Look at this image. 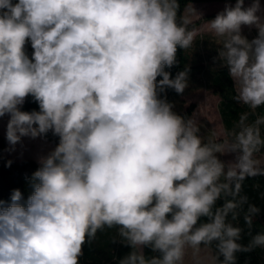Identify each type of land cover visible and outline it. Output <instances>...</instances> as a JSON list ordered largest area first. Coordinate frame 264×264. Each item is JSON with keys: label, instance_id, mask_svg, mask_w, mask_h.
I'll return each instance as SVG.
<instances>
[{"label": "clouds", "instance_id": "9594fccd", "mask_svg": "<svg viewBox=\"0 0 264 264\" xmlns=\"http://www.w3.org/2000/svg\"><path fill=\"white\" fill-rule=\"evenodd\" d=\"M178 0H0V117L6 137L53 131L59 144L34 173L22 202L0 200V264H78L86 236L119 225L133 248L151 246L162 258L133 251L120 264H177L186 246L218 241L223 264L264 246V235L243 247L241 229L226 223L238 207L241 181L264 174L253 154L264 145L258 125L236 133V143L203 144L193 120L172 111L158 92L182 94L187 70L170 78L177 49L192 44ZM261 0H236L210 22L224 37L219 57L236 81L238 99L264 105V15ZM242 26L254 27L249 41ZM30 42L31 59L26 54ZM162 77V79H158ZM31 96L39 111H22ZM247 119L241 116L243 125ZM239 154L225 171L215 153ZM224 177L223 183L220 182ZM235 181L234 188L231 183ZM246 197H241L240 204ZM259 209L249 206L245 221ZM201 217L209 222L197 227ZM235 218V214L233 215Z\"/></svg>", "mask_w": 264, "mask_h": 264}, {"label": "trees", "instance_id": "16d2710c", "mask_svg": "<svg viewBox=\"0 0 264 264\" xmlns=\"http://www.w3.org/2000/svg\"><path fill=\"white\" fill-rule=\"evenodd\" d=\"M216 1H233L236 0H178L179 9L177 12V23L182 22L183 12L189 3H206ZM246 1V0H245ZM197 26V22H190L187 25V30L192 31ZM215 41H209L207 35H200L195 37L189 48H179L176 53V64L170 68L165 69L170 72V78L174 79L176 75L187 70V87L182 94L177 93L172 88H166L163 92H158L159 98L166 100L172 105V111L184 118L187 122L191 118V114L195 108L193 104L187 108H183L182 98L197 90L206 89L216 95L218 101V111L223 123L225 138L231 143H236V133L241 131L245 126L255 125L257 119L264 117V105L256 109H252L250 105L244 104L238 99L239 93L237 91L236 83L229 74L227 65L221 64L218 61L216 66H213L210 71L205 68L204 60L209 63L214 61L213 55L210 51L217 50ZM32 48L30 42L26 45V54L31 59ZM204 75V81L199 76ZM208 74V76L206 75ZM162 79V77H158ZM22 111H39V105L29 96L25 103L20 106ZM246 115L247 119L242 125L240 123L241 116ZM199 128V135L202 138L203 144L217 143L222 144L223 140L215 139L211 132L204 129L202 125ZM260 129L261 139H264V124L258 125ZM40 136L49 140L54 144L51 153L59 144V136L55 135L53 131L49 130ZM212 137L211 140H207ZM6 147V140L0 133V200L5 202V205L11 203V196L14 190H20L22 202H26L28 197L34 191V184L38 181L33 180L34 173L42 167V162L34 159L23 158L14 160L4 156L3 152ZM264 153V145L260 146L259 151L253 155ZM220 160V153H217ZM221 161V160H220ZM222 162V161H221ZM260 169L264 170L261 166ZM225 171L227 167L225 166ZM220 182L223 183L222 176ZM235 181L230 185L234 188ZM241 197H246L245 203L240 204ZM234 200L238 207L234 212H230L226 218V223H230L233 227L241 229L240 239L237 243L243 247H247L253 241L254 237L264 235V174L255 177H246L241 181V191L235 197L221 193V197L216 201L213 207V212L217 208H222L223 205L229 201ZM249 206H255L259 209L258 213L252 215V223L249 225L245 221V216L249 215ZM235 214V218L233 215ZM209 222L207 217H201L198 221L197 227L202 223ZM121 229L119 225L108 227L104 225L98 229L93 237L86 236L85 243L82 245V255L79 257L78 264H120L133 251L142 252L146 259L150 260L153 257L162 258L161 253L152 251L151 246H141L133 248L129 242L120 234ZM218 241H213L209 245L201 244L209 248L216 264H223V256L219 253L217 248ZM234 264H264V246H254L249 251H238L234 254Z\"/></svg>", "mask_w": 264, "mask_h": 264}, {"label": "rangeland", "instance_id": "374dc122", "mask_svg": "<svg viewBox=\"0 0 264 264\" xmlns=\"http://www.w3.org/2000/svg\"><path fill=\"white\" fill-rule=\"evenodd\" d=\"M226 6H235L233 1H216V2H206V3H189L184 12L183 17L187 16L191 22H197V26L192 31L195 33V37L200 35H207L209 41H215L217 50L210 51L213 55L214 61L206 62L204 60L205 68L210 71L213 66L218 64L220 61L221 64H226L225 61L220 59L219 52L223 50V41L224 37H218L215 35L214 31L210 29V22L215 19V17L224 11ZM249 6V0L245 1V7ZM262 12L261 15H264V0H261ZM241 34L246 37L249 41L254 39L257 36V30L252 27L242 26ZM208 76V74H206ZM201 80L204 81V75L199 76ZM235 81V80H234ZM236 83V81H235ZM218 97L206 89L197 90L187 96L182 98L183 108H187L189 105L193 104L195 106L190 120H193L195 125H202L205 130L208 129L209 132L214 136L215 139L223 140L222 145L227 146L232 145L230 141L225 138V131L223 123L218 111ZM9 116L5 115L0 117V133L6 140V147L4 149V156L12 158L14 160H19L23 158L34 159L38 162L46 159L50 155L51 149L55 146L49 140L38 135L36 137L31 136H22L20 140L15 145H10L7 137V123ZM212 137H208L207 140H211ZM239 154L232 152H221L220 160L228 167L229 164L235 162L236 156ZM217 156V153H215ZM253 159L259 161L257 167L264 168V153L259 155H253ZM177 264H216L213 259L212 253L209 248L205 246H200L199 254L196 257H193V249L186 246L185 256L183 261L177 262Z\"/></svg>", "mask_w": 264, "mask_h": 264}, {"label": "crops", "instance_id": "0c3cea01", "mask_svg": "<svg viewBox=\"0 0 264 264\" xmlns=\"http://www.w3.org/2000/svg\"><path fill=\"white\" fill-rule=\"evenodd\" d=\"M139 250H141V246H138Z\"/></svg>", "mask_w": 264, "mask_h": 264}]
</instances>
